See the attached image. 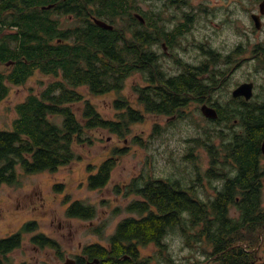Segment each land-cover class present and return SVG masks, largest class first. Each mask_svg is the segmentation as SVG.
Returning <instances> with one entry per match:
<instances>
[{
	"label": "trees",
	"instance_id": "trees-1",
	"mask_svg": "<svg viewBox=\"0 0 264 264\" xmlns=\"http://www.w3.org/2000/svg\"><path fill=\"white\" fill-rule=\"evenodd\" d=\"M53 1L0 0L1 22L17 27L13 47L2 39L1 62L12 59L16 63L10 74H0V101L10 90L7 81L21 86L36 72L54 78L40 94H31L16 106L18 118L14 121L13 131L0 132V187L16 182L19 164L28 174L57 171L80 158L77 148L94 144V131L108 130L125 138L131 133V126L142 122L145 114L183 115L184 109L190 105L183 92L191 90L194 95L206 92L195 77L188 83L182 79L175 83L166 79L164 72H158L157 51L153 49L157 46V13L145 16V29L137 31L135 39L129 41L118 37L120 29L101 33L85 24L71 32V39L62 36L60 17L41 8ZM120 1L106 0L105 5L114 12ZM84 9L83 6L81 13L75 12V17L81 18ZM163 39L166 38L160 40ZM137 72H142L146 81L145 86L135 90L143 110L132 108L125 100L115 101V107L120 111L116 121L104 118L79 90L85 87L94 96L119 92L126 79ZM159 82L162 85L158 86ZM76 104L84 105L80 117L73 107ZM58 117L62 118V124L55 121ZM235 120L239 129L230 127L227 136L220 131L221 144L215 143L209 128L205 129L206 142L194 141L198 146L208 148L212 173L209 177L223 182L218 190L220 195L207 202L193 187H185L180 180L141 177L132 182L127 194H135L140 199L133 200L125 210L137 216L126 218L117 225L110 237L113 252L106 264H132L121 257H138L139 247L151 243L163 246L166 236L176 228L185 235L188 233V238L193 241L190 245L203 240L211 244V255L220 264H249L242 253L243 246L232 249L221 243H224V235L232 233L226 231L229 225L224 220L229 206L239 210L248 224L253 215L257 216L256 228L248 233L238 232L235 239H243L242 234V241L256 238L251 245L255 247L258 246L259 233L264 232V156L261 151L264 97L231 109H220L216 123ZM116 165V158L103 162L98 172L90 175L89 188L105 187ZM209 210L215 221L211 223L212 228H204ZM67 215L92 221L97 217V209L76 201L69 206ZM106 226L107 223L93 231L100 233ZM195 228L199 229L196 235L192 233ZM28 229L36 227L28 225L25 230ZM33 241L37 242L35 238ZM42 243V246L55 247L45 238ZM20 246L21 238L17 235L8 242H0V254L5 255ZM88 251L91 258L102 256L100 247H88ZM0 264H6L1 257Z\"/></svg>",
	"mask_w": 264,
	"mask_h": 264
},
{
	"label": "rangeland",
	"instance_id": "rangeland-1",
	"mask_svg": "<svg viewBox=\"0 0 264 264\" xmlns=\"http://www.w3.org/2000/svg\"><path fill=\"white\" fill-rule=\"evenodd\" d=\"M139 6L144 16H150L162 8L163 1L140 0ZM205 8L209 13L197 18L192 39H189L190 46L185 43L188 51L184 61L200 64L204 58L198 50L204 47L209 48V52L214 50L221 53L224 62L232 60L235 65V62L243 61L226 87L250 77L256 83L255 95L260 100L264 96V56L253 57L248 49L254 43L264 41V31H254L249 17V10L254 8L253 0H212ZM165 17H169V22L165 23L168 31H171L174 25L171 12ZM117 26L121 27L119 24ZM238 47L242 52H239ZM153 49L157 51V46ZM1 63L0 72L9 74L13 66ZM175 64L171 58L160 63L166 73ZM223 65L226 68V63ZM53 79L36 72L25 84L10 86L8 95L0 101V132L13 131L14 121L18 118L16 106L31 94H40ZM145 85V75L137 72L126 79L123 90L119 92L94 96L85 87L79 90L104 118L116 121L120 111L115 107V101L125 100L132 108L143 110L135 90ZM218 94L227 108L237 105L227 104L225 96L220 92ZM201 106L199 102H191L184 109L183 115H175L177 118L174 120H168L166 116L145 114L144 120L133 124L131 133L125 138L108 130H96L93 132L94 144L77 148L80 158L54 172L28 174L19 164L16 167V182L5 183L0 187V238L21 231L27 223L37 224L35 231L23 233L22 245L9 254L8 261L14 264H59L56 244L53 248L34 243L33 238L39 234L57 243L73 239L75 246L78 242L84 246L98 243L106 245L122 220L137 216L125 210L133 200L140 199L135 194H127V188L141 177L180 180L185 187H193L201 199L221 189L223 182L209 177L212 173L208 148L198 146L194 141L201 139L206 142L205 129L209 128L215 143L221 144L222 140L218 138L220 131L227 136L230 127L236 130L239 127L235 121H209L201 112ZM73 107L80 117L84 105L76 104ZM55 121L62 124L60 117ZM110 158L117 160L110 182L101 189H90V175L96 174L101 164ZM262 195L264 209V179ZM76 201L95 206L97 217L92 221L69 218L67 210ZM118 209L119 212H116ZM105 223L107 226L102 232L93 231ZM198 230L192 229V233L196 235ZM263 233L257 237L258 246ZM241 238L244 239V234ZM191 242L188 233L185 235L181 229L176 228L166 236L163 246L155 243L140 246V260L145 264H220L211 255L213 248L206 240L190 245ZM65 250L69 253L68 243ZM259 256L264 257V249Z\"/></svg>",
	"mask_w": 264,
	"mask_h": 264
},
{
	"label": "flooded vegetation",
	"instance_id": "flooded-vegetation-1",
	"mask_svg": "<svg viewBox=\"0 0 264 264\" xmlns=\"http://www.w3.org/2000/svg\"><path fill=\"white\" fill-rule=\"evenodd\" d=\"M105 1L106 0H54L53 2L48 3L45 6H42L41 8L43 10L50 11L52 16L56 15L60 17L59 30L63 31L62 34L63 37L71 35V32H73V30L75 29L77 30V28L81 27L82 24L88 25L94 29L96 28V30H98L101 33H105L108 31L114 32L118 30V28H121L120 29L121 32L118 34V37L124 41L135 39L136 37L135 33L139 30L145 29L147 24H146L145 16L140 12V6H139L140 0H133V1L121 0L119 4L116 6L114 12L105 5L106 4ZM158 1L159 2L163 1L162 8L157 12V66L159 69L158 72L159 71L164 72L166 79L173 80L175 83L176 80H181V79L182 81L188 83L189 80H192L193 77H195L196 80L198 81V85L204 87V89L206 90V92L205 91L198 92L197 95L191 93V90H188L189 92H183L182 93L183 96L186 95L185 100L189 102V104L191 102L196 101L201 103L202 106L208 105L210 107H213L217 110L218 114L220 109H225V110L231 109V108H227V105H224L222 103L221 96L218 94V92H220L222 95L225 96L224 101H226L227 104L234 103L237 105H242L256 101L257 100V97L255 95L256 83L253 82L250 77L244 78L242 81L237 82L233 86H231L230 84L228 87H226V85L229 84L230 79L236 74L237 71H239L241 64H243V61L235 62L236 63L235 65L232 64L233 63L232 60H226V62H224L222 61L221 53L214 50H212V52H209L208 51L209 48L206 47L198 50L199 53H201V56L204 58L200 64L195 65L190 60L184 61V59L186 58L184 55H186L188 51L186 45L190 46L189 39H192L194 24L200 15L204 16V14L209 13V11H207L205 7L212 0H158ZM218 1H222V0H218ZM224 1L231 2V0H224ZM263 3L264 0H253L254 8L249 10V17L255 28L254 31H259V32L264 31V13H262V7H261ZM82 5L86 7V10L84 9L85 13L81 18H77L75 17L76 15L74 13L75 12L81 13V9L83 8ZM0 8H1V2H0ZM169 11L171 12L172 24H174L173 29L171 31H168L167 23H165L166 21L169 22V17H165L168 16ZM140 16L143 17L144 20H142ZM254 16H259L258 22L260 23V28L257 27ZM96 20L103 21L108 25L113 26V28L111 29L103 28L96 23ZM1 21L2 18L0 16V52H1L2 39L4 38L5 41L6 42L8 41L9 45L13 47L15 45V38L13 37L17 33L16 26ZM116 23L119 24L121 27H118ZM69 37L71 39L73 38L72 36ZM162 37L166 39L160 40ZM59 40L61 41L62 38H60ZM240 49L241 48L238 47L239 52H242ZM160 50H162V53L160 52ZM248 53L251 54L253 57L258 55L264 56V41L261 43L258 42L254 43V45L250 46V48L248 49ZM166 58H171L176 63L175 67H173V69H171L167 73L166 70L160 65V63L165 61ZM253 60H255V58H253ZM0 63H1V58H0ZM3 63H5L7 66L10 67L13 66L14 68L16 62L10 59ZM225 63H226V68H224L223 65ZM11 71L9 72V74L11 73ZM1 73L2 72H0V74ZM4 75H8V74H4ZM204 82H209L210 84H205ZM250 82H253L255 84L254 97L252 100H247L244 96H240V97L233 96V92L237 88H239L244 83H250ZM6 84L9 87V89L10 86L11 87L13 86V84L8 81L6 82ZM157 85L160 86L162 85V83L159 82ZM206 85H208L209 87H207ZM166 117L168 120L169 119L174 120L177 118V116L175 115L166 116ZM218 118L217 119L207 118V119L209 121H214L216 123ZM235 122H237V120H235ZM220 193H221L220 191H215L212 194V196H207L205 200L207 202L209 200H214L220 195ZM251 218H252V222L248 224L244 219V215L239 210L235 209L233 206H229L227 208V216L225 217L224 220L227 221L229 225L226 231L232 233L230 235L228 234L224 235L223 236L224 240H222L224 241V243L221 244L225 246H229L232 249L243 246L244 249L242 253L248 259L249 264H263L264 257L259 256V254L261 250L264 249V238H263L264 233L262 234L261 237L262 239L261 243L259 244V246H255V247L251 246L253 243L252 240L242 241L239 238L235 239L238 232L243 231L244 233H248L249 230H253L256 228L257 216L253 215ZM213 221H215V218L210 214V210H209L207 222L203 225L204 228H209L210 226H211L210 228H212L213 226L211 225V223ZM36 224H37L36 222L27 223L22 228L21 231L6 237H1L0 242L2 241L8 242L15 236L20 235L21 245H22L23 233L32 232L36 230V229L34 230L28 229L29 230L28 231L25 230V227L28 225L36 227ZM34 238L37 240V242L34 243L40 245L41 247L44 238L47 240H51L44 234H39ZM52 242L56 244L55 248L57 249L56 251L58 252L57 258L59 264H106L107 260L110 259L111 254L113 252V242H111L110 239H108L106 245H102L98 243L87 246H84L81 242H78L77 246H75V241L73 239L63 240L61 243H57L55 240H52ZM11 243H9L8 245H10ZM66 243H68L70 248L69 253H67V251L65 250ZM92 246L100 247L102 256L91 258V255L89 254L88 251V247H92ZM16 249L18 248H15L14 250H10L5 255L0 254V257L2 258V260L5 261L6 264H14L12 262H9L7 258L9 254L15 251ZM75 251L77 253H75ZM138 253L140 255V249L138 250ZM121 259L131 261L132 264L143 263L140 260V256L129 257L124 255L121 257Z\"/></svg>",
	"mask_w": 264,
	"mask_h": 264
},
{
	"label": "water",
	"instance_id": "water-1",
	"mask_svg": "<svg viewBox=\"0 0 264 264\" xmlns=\"http://www.w3.org/2000/svg\"><path fill=\"white\" fill-rule=\"evenodd\" d=\"M261 7H262V13H264V3L261 5ZM140 18L144 20L143 17L140 16ZM258 18L259 16H254L257 27L260 28V23L258 22ZM96 23L106 29L113 28V26H110L107 23L100 21V20H96ZM254 87H255V84L253 82L244 83L233 92V96L234 97L244 96L247 100H252L254 97ZM201 111L203 115L207 118L217 119L219 117L217 110L208 105H203L201 107ZM261 151H262V154L264 155V142L262 143Z\"/></svg>",
	"mask_w": 264,
	"mask_h": 264
}]
</instances>
